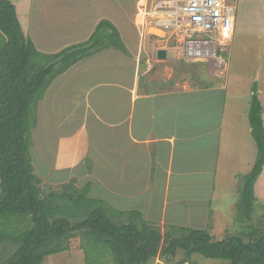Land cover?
Wrapping results in <instances>:
<instances>
[{
  "label": "crops",
  "instance_id": "1",
  "mask_svg": "<svg viewBox=\"0 0 264 264\" xmlns=\"http://www.w3.org/2000/svg\"><path fill=\"white\" fill-rule=\"evenodd\" d=\"M12 1L17 11L21 5L22 11L32 13L27 23L29 28H39L43 19H53L55 29L72 28L65 26L70 22L64 19L65 13L74 12L78 23L81 14L86 15L82 28L89 32L85 40L93 34L100 20L117 22L110 8L115 0H95L89 5L92 11L85 10L80 0ZM138 3L136 0V13ZM135 12L132 28L128 24V31L121 33L129 53L111 47L85 57L52 82L40 104L55 106L60 96L65 92L71 95L81 88L80 84L91 81L88 79L98 76L102 82L107 79L109 86L89 87L91 95L95 93L103 100L110 99L111 108L116 111L106 119L113 133L93 148L96 176L90 182L92 188L98 187L105 194L92 196L109 200L106 197L109 194L110 198L119 199L116 200L117 206L122 210H138L146 220L161 226L173 224L208 229L216 239L217 235L223 236L217 234V229L226 220L225 211L220 217L214 213L212 203L216 184L222 181L225 188L230 182L242 181L244 164L252 171L258 156L251 124L247 120L238 123L234 118L236 113L232 109L236 106L228 105V93L233 58L240 62L241 69L248 61L256 62V70L260 66L256 71L258 84L250 102L257 93L264 122V83L261 77L264 71V0H238L233 35L228 45L223 42L210 57V64H205L208 67L206 79L178 78V68L183 63H196L199 59H186L179 45L165 32L158 31L164 33L161 38L166 42L159 49H174L176 57L159 58L157 53V60L162 59L165 65H160L163 68L159 72L161 81L153 82L154 74L150 68H141L139 53L146 37L140 36L135 25ZM30 35L40 50L37 37L33 32ZM51 46L50 43L43 45L45 52H56L48 49ZM161 83L167 84L158 85ZM233 88L240 90L237 84ZM100 93L109 96H100ZM91 95H83L86 111L91 109L88 106V100L93 98ZM106 139H109L108 143L104 142ZM109 150L112 153L109 154ZM263 173L264 166L255 180L254 192ZM109 201L114 204L115 200ZM148 264L167 263L156 257Z\"/></svg>",
  "mask_w": 264,
  "mask_h": 264
},
{
  "label": "trees",
  "instance_id": "2",
  "mask_svg": "<svg viewBox=\"0 0 264 264\" xmlns=\"http://www.w3.org/2000/svg\"><path fill=\"white\" fill-rule=\"evenodd\" d=\"M1 33L0 239L17 247L0 264H43L47 256L69 249L77 236L82 238L86 264H147L179 251L185 253L179 264H193V254L227 259L229 264H264L263 228L252 226L218 240L208 229L161 226L138 210L116 209L90 196L91 182L78 187L73 179L61 191L44 192L31 153L39 101L58 76L85 57L111 47L130 51L117 25L102 19L89 39L44 53L22 29L12 0H0ZM262 110L255 93L249 119L258 156L246 175L240 204L248 216L255 205V180L264 166Z\"/></svg>",
  "mask_w": 264,
  "mask_h": 264
},
{
  "label": "rangeland",
  "instance_id": "3",
  "mask_svg": "<svg viewBox=\"0 0 264 264\" xmlns=\"http://www.w3.org/2000/svg\"><path fill=\"white\" fill-rule=\"evenodd\" d=\"M80 1L85 10L89 9L92 11L89 8V5L95 3V0ZM135 1L136 0H115L112 2L113 6L110 8L112 9L113 15L117 17V24H115L119 29H121V33L122 31H128L130 27L132 28L131 25H133L132 18L135 12ZM18 12L21 16L20 21L22 23V29L29 34H32V32L34 33V36L38 39V46L44 53H49L45 52L43 48V45H47V43L52 45L48 49H52V51L56 50L57 52L59 48L66 47L74 41H84L89 32L86 28H82L85 23L84 21L87 18L84 14H81V19L78 23L75 21L74 12L69 11L65 13L64 19L70 21L65 26L72 28L55 29L53 19H43L41 20L39 28H29L27 23L30 21L32 13L22 11L21 5L18 8ZM105 14L109 15L110 13ZM134 18L135 25L137 26L136 12ZM47 25L49 27H47ZM77 26L79 27L76 28ZM155 32L160 35H147L139 54L141 57V68L145 66L149 67L151 72L154 74L152 76L154 80L153 82H160L161 76L159 72L163 69L160 65H165V63L161 62L162 59H159V61L157 60V49L162 48L166 42L161 38V35H164L163 32ZM158 38L163 41H158ZM139 39L140 36L138 34V40ZM2 42L3 35L1 33L0 51ZM174 43L176 44L175 41ZM222 47L224 48V46ZM200 60L196 63H183L182 67L177 65L180 67V69L178 68V78L197 77L198 79H206L205 74L207 73L206 69L208 67H206L205 64H210V58ZM205 61L208 63H205ZM262 63L264 64V62ZM255 64L256 62L254 61H248L246 67L241 69L242 65H240V62L236 60V57L232 60V71L229 78L230 91L228 93V105L230 104L232 106H236L232 109V111L236 113V115L233 114V116L235 119H238V123H241L242 121L244 122V120L250 122V101L252 93L254 92L253 90L255 89L256 84H258V81L256 80L258 74L256 71L260 68L259 66L256 70ZM251 67L254 68L251 69ZM261 77L262 83H264V71L261 73ZM100 79L101 76L88 79L91 81L80 84L79 86H81V88L74 90L71 95H68L69 93L65 92L62 97L60 96L61 98L59 97V102L56 103L55 106L46 103L40 104V101L38 103L36 116L38 126L33 129L31 133V153L36 171L42 180V188L47 194L51 191L63 190L64 184L71 182L73 179H75L78 187H83L90 181L92 182L96 176L94 174L93 148L100 144L103 138H106L113 133V128L110 127L109 121L106 119H109L110 115L113 116V114H116V111L111 108L110 99L103 100L95 95V93L91 95L92 91L89 87L108 84L107 79L104 82L100 81ZM163 84L167 83H161L158 85ZM236 84L240 89L238 91L236 88H233V85ZM260 94L261 93L259 92V95ZM83 95H85V97L90 95L93 97L91 98V101L88 100V106H91V109H88L87 111L84 108L87 104L84 101ZM98 95L109 96L108 93H100ZM100 113L103 114L104 117H98L101 115ZM85 124H87V127H85ZM108 141L109 139H106L104 142L108 143ZM86 153L87 156L84 157V154ZM108 153H112V150H109ZM244 168L245 172H242L244 175L242 176V181H234L233 183L230 182L229 185L225 186V188H223V182L219 181L215 186L213 198L214 202L212 203L215 211L214 213L217 217H220L221 212L225 211L226 216L224 225H222L223 227L221 226L217 229V234L221 233L223 235H217L216 239L218 240L231 234L244 233L252 226L264 229V173L258 178L257 187L254 192L255 205L252 209L251 215L248 216L245 213V210L240 208V204L243 202V188L246 178L245 174L251 171L248 170L249 167L246 168L245 164ZM95 193L98 195L105 194L104 192H101L100 188L93 187L91 189L90 196ZM106 197L109 198V200H115L114 204H111L109 200H106L114 208L122 210L117 206L118 201L116 200L119 199L114 197L110 198L109 194H107ZM220 207L222 209H220ZM211 223L212 221L210 224ZM1 229L3 228L1 227ZM5 239L6 238L0 239V262L3 261L5 257L10 255L13 249L17 247L12 245L9 240L6 242ZM81 243V236L72 238L70 240L69 249L47 256L43 264H86V255L81 247ZM4 245H7L6 252ZM184 254L185 253L183 251H180L175 257H169L168 261L166 258H162V260L167 264H179ZM192 260L196 264H229V260L227 259H211L201 254L193 255Z\"/></svg>",
  "mask_w": 264,
  "mask_h": 264
},
{
  "label": "built area",
  "instance_id": "4",
  "mask_svg": "<svg viewBox=\"0 0 264 264\" xmlns=\"http://www.w3.org/2000/svg\"><path fill=\"white\" fill-rule=\"evenodd\" d=\"M238 0H139L142 38L163 31L186 59H209L233 35Z\"/></svg>",
  "mask_w": 264,
  "mask_h": 264
},
{
  "label": "water",
  "instance_id": "5",
  "mask_svg": "<svg viewBox=\"0 0 264 264\" xmlns=\"http://www.w3.org/2000/svg\"><path fill=\"white\" fill-rule=\"evenodd\" d=\"M159 58H175L176 50L174 49H159L157 51Z\"/></svg>",
  "mask_w": 264,
  "mask_h": 264
}]
</instances>
